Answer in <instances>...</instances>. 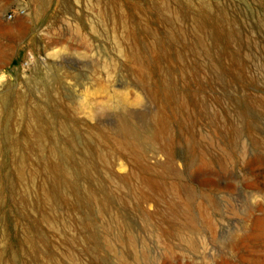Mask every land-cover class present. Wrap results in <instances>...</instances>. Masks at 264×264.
<instances>
[{
  "label": "rangeland",
  "instance_id": "1",
  "mask_svg": "<svg viewBox=\"0 0 264 264\" xmlns=\"http://www.w3.org/2000/svg\"><path fill=\"white\" fill-rule=\"evenodd\" d=\"M153 1L113 0L98 22L96 11L110 0H0L1 27L25 24L23 37L0 33V100L20 93L36 103L41 89L58 77L59 96L79 126L77 151L106 159L94 179L108 199L100 212L73 195L49 214L36 202L46 187L36 172L56 162L47 145L21 162V149L12 152L0 133V264H51L53 258L57 264H264V0H206L219 2L233 20L232 34H214L212 49L225 53L219 65L214 61L217 78L200 69L190 76L189 67L183 72L172 62L176 49L188 54V66L205 62L192 58L181 40L166 45L163 55L146 49L145 35H137L143 43V88L122 69H96L102 58L124 64L109 47L121 36L114 14ZM156 36L162 38L164 29ZM165 75L183 104L180 111L162 93ZM122 118L143 140L158 131L153 141H143L141 161L149 168L143 185L127 157L108 142L83 136L88 130L114 139ZM18 165L31 173L23 181L14 176ZM126 175L128 185L121 182ZM148 177L162 191L146 187ZM86 184L77 187L92 190ZM41 217L48 219L46 227L37 223ZM84 218L91 230L81 225ZM35 241L42 248L29 253L26 244Z\"/></svg>",
  "mask_w": 264,
  "mask_h": 264
},
{
  "label": "bare ground",
  "instance_id": "2",
  "mask_svg": "<svg viewBox=\"0 0 264 264\" xmlns=\"http://www.w3.org/2000/svg\"><path fill=\"white\" fill-rule=\"evenodd\" d=\"M113 3V0H110L109 5L104 2L103 11H96L98 22L101 17L105 18L107 12L106 6L112 7ZM220 6L222 5L219 2H217L215 5H210L206 0H156L150 2L145 8L143 5L131 4L128 7V12L121 10L117 13V15L114 14L115 24H118L121 28V36L119 37L118 41L113 39L112 43H109V47L110 45H112V49L114 47V52L122 59L125 65L123 64L120 67L118 62L116 63L110 58H102V61H100L101 64L95 65L96 69H100L101 71L107 72L108 74L122 69L121 71L129 73V75L134 78L138 85L143 88V43L137 40V35H139L138 38L145 35L149 40L148 43L146 42V49L152 53H161L163 55L168 52L164 50L166 45L171 47L174 46V39H176V42L177 40H181L180 44L182 48H186L192 58L197 59L202 57L205 62L201 63L196 61L195 63H191L188 66V54L185 51L178 49L175 51L172 62L176 64L179 69H183V72H187V69L185 68L189 67L190 76H193L192 72H199L200 69L208 74L212 73L217 78L218 73L214 68V61L219 65L225 53L224 51L220 52L218 50L216 51L212 49L213 45L215 44L214 34L217 38H219L226 35L227 33L232 34L234 32L233 23H231L233 20L230 18L227 11L222 9ZM184 24H187L188 26H185L183 29ZM225 24H231V29L227 30L225 28ZM153 26H155V28ZM24 29V22H18L13 27L8 29L0 26V33L12 34L13 36L18 37L23 33ZM158 29H164V36L162 38L156 36V31ZM185 31L188 33L189 38H186ZM208 39L212 44H208ZM103 54L105 55L106 53ZM1 61L2 60H0V62ZM231 62H233V59ZM192 66L195 67L194 71H191ZM110 76L111 75H109V77ZM162 82V86H164L162 88V93L164 94L165 99L174 103L175 109L180 111L183 107V104L177 100V94L171 91V88L169 87L171 82L168 81L166 75L165 78L162 79ZM58 86L59 78L53 75V77L48 81L47 86H44L45 88L41 89L38 102L36 103L30 102L26 96L20 93H12L9 97L4 98L3 100L1 99L0 103L5 107V109H0V116H3V122L0 124V133L2 134L4 144L9 147L12 152L18 148L21 149V162L25 161V155L29 151L40 153L43 151L42 145L44 143L47 145L48 155L53 160H56V162H52L51 164L48 163L40 171L36 172V174L41 177V182L46 184V187H43L42 192L37 194V197L40 199H37L36 202L40 203V206L42 205L44 208H46L49 214L53 213V206H56L58 201H64L63 203H65L68 201L69 197L73 195L83 198V201H86V207L92 203V205L96 206L100 212H102L103 210H106V207L108 206V199L106 196L107 193L102 190L100 185L95 184L94 178L95 173L107 165L106 159L102 153H99L93 157L91 153H89V155L85 154L81 150L77 151L79 126H77L76 121L72 117L66 103L61 100L57 90ZM159 125L161 126L160 122ZM131 126L132 125L128 119L122 118L120 119L118 130L116 133H112L114 135V139H110L107 134L104 135V133L100 134L99 132V134H96L93 133V131L88 130L83 132V136L86 141H88L89 138L95 137L97 141H100V143L106 144L108 142L109 145L115 149L114 151H118L127 157L133 165L138 167L135 169L140 171V178L143 185V171H148L149 169L146 164L141 161V156L143 153V141H153L156 138L155 134L158 131L156 130L155 134L152 133L148 138L143 140V136H139V133L137 134L136 131L134 132L132 128L133 126ZM111 147L109 149H111ZM79 149H81V145ZM56 156H59V158H56ZM168 163L170 164V162ZM159 166L161 165H158V167ZM166 167L168 168V166ZM23 169L24 168L20 167L19 165L13 168L14 176L17 181H23L25 177L31 175V173L25 172V169ZM129 176L130 175H126L123 179L121 178V182L126 184L125 182L128 180ZM81 181L87 182L88 184L86 185L90 186L92 190H89L85 186L83 189H78L80 187H77V185ZM158 182L159 181L157 179L148 177L147 181L145 182L147 186H145L154 188L156 186L158 191H162L163 187L157 184ZM22 198L23 200H26L28 198L27 194L22 193ZM30 199H32V197H30ZM141 199H143L142 192ZM62 205L64 206L65 204ZM167 206H169L170 211L173 210L170 212L172 214L170 216L175 217L174 211L176 208L174 203H170ZM66 216L67 215H65V217ZM46 217H41L40 221L37 223L43 224L45 226V224H48V219ZM80 223L85 229L91 230L92 224L89 222V219H81ZM51 234L53 235V230ZM63 240L65 243L68 242L67 238H64ZM22 241L29 243L24 238H22ZM47 243H49V241ZM26 245L29 247V253L40 252L42 248V245L38 244L36 241L32 244ZM105 245L108 247V249L111 247L110 244ZM51 264H57V260L53 258ZM121 264L126 263L121 262Z\"/></svg>",
  "mask_w": 264,
  "mask_h": 264
},
{
  "label": "built area",
  "instance_id": "3",
  "mask_svg": "<svg viewBox=\"0 0 264 264\" xmlns=\"http://www.w3.org/2000/svg\"><path fill=\"white\" fill-rule=\"evenodd\" d=\"M8 18H11V15L9 14Z\"/></svg>",
  "mask_w": 264,
  "mask_h": 264
}]
</instances>
